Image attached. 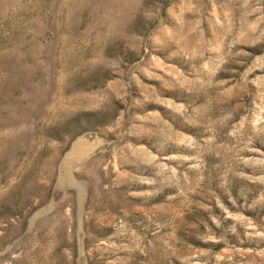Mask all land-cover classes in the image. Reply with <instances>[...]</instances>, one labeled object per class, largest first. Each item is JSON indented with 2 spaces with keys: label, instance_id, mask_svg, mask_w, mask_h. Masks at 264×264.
Masks as SVG:
<instances>
[{
  "label": "rangeland",
  "instance_id": "rangeland-1",
  "mask_svg": "<svg viewBox=\"0 0 264 264\" xmlns=\"http://www.w3.org/2000/svg\"><path fill=\"white\" fill-rule=\"evenodd\" d=\"M0 264H264V0H0Z\"/></svg>",
  "mask_w": 264,
  "mask_h": 264
},
{
  "label": "bare ground",
  "instance_id": "bare-ground-1",
  "mask_svg": "<svg viewBox=\"0 0 264 264\" xmlns=\"http://www.w3.org/2000/svg\"><path fill=\"white\" fill-rule=\"evenodd\" d=\"M68 202V201H67ZM68 204V203H67ZM65 210V209H64ZM67 213V212H66Z\"/></svg>",
  "mask_w": 264,
  "mask_h": 264
}]
</instances>
